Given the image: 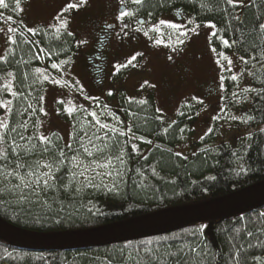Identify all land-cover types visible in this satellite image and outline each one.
Listing matches in <instances>:
<instances>
[{"label":"trees","instance_id":"16d2710c","mask_svg":"<svg viewBox=\"0 0 264 264\" xmlns=\"http://www.w3.org/2000/svg\"><path fill=\"white\" fill-rule=\"evenodd\" d=\"M239 9L223 0H141L140 4L130 0V13L135 17L157 20L162 14L174 11L190 16L199 24H215L217 36H213L212 44L216 51H234L250 61L246 66L254 68L249 94L252 100L249 108L246 105L241 108L240 125L247 130L241 138L204 149L205 144L213 142L214 131L212 137L206 136L190 152L178 156L175 148L192 134L194 110L186 106L176 120L170 121L160 115L152 99L143 104L138 100L126 101L120 112L126 127L132 129L129 135L137 133L136 136L152 144L143 154L140 143H137L139 149L133 151L135 141L126 137L127 173L121 188L113 193L88 189L73 195L62 189L50 190L46 199L26 202H19L12 194L0 193V218L30 234H71L211 201L264 181V60L260 59L264 53V30L259 27L264 23V0H254L241 14ZM19 27L17 43L12 44L6 59H0V89L10 80L12 90L21 93L18 99L0 91V100L13 101L10 113L13 120L20 99L30 91L38 94L43 87L38 83L41 72L37 73L36 69L52 71V63L67 67L78 52V42L67 29L40 28L33 35L23 24ZM221 38L228 39L231 48H226ZM38 51L46 57L44 65ZM8 72L13 76L9 77ZM229 80L227 95L235 87V81ZM56 144L63 146L62 142ZM261 213L264 207L134 241L81 249L30 250L12 246L0 238V264H185L186 261L197 264L201 257L189 252L196 241L202 247L206 245L202 264H234L236 260L239 264H264V247L259 246L264 241ZM249 243L255 246L249 247ZM233 245L243 246L246 251L233 257L236 251ZM180 248L184 251L180 252Z\"/></svg>","mask_w":264,"mask_h":264},{"label":"rangeland","instance_id":"374dc122","mask_svg":"<svg viewBox=\"0 0 264 264\" xmlns=\"http://www.w3.org/2000/svg\"><path fill=\"white\" fill-rule=\"evenodd\" d=\"M253 1L240 0L239 14ZM6 2L9 3V8L0 9V14L5 18V22L0 23V59L6 57L12 46L7 39L8 35L15 39L20 24L35 31L40 28L55 31L57 28L67 29L78 42L77 55L70 65L52 71L42 69L38 83L40 86L43 84V87L39 89V95L30 91L25 98L20 99L14 120L5 109L0 114V118H6L13 127L27 120L29 129L25 135H45L51 137L55 143L62 142L63 145L72 143L78 132L83 135L81 129L86 128L92 120L88 114L91 111L103 113L101 119L109 124H114L115 120L122 121L119 127L126 130V121L120 112L122 104L126 101L147 99H152L160 110V115L170 121L176 120L177 116L186 110V106L194 110L195 118L190 126L192 134L175 148L178 153L190 152L195 143H200L206 136L212 137L214 131L213 142L205 144L204 149L237 140L247 132L240 125L243 114L241 108L244 105L249 108L252 100L250 91L244 89L252 87V75H249V72L252 73L254 68L243 64L241 55L234 51H213L215 48L211 33L216 31V28L209 27L213 23L199 24L188 15L169 11L157 20L133 16L130 26L126 23L128 19H117L121 13L130 11V0H84L83 3L80 0H21L20 10H14L15 0ZM70 4L77 7L68 8ZM8 16L12 17L11 22L6 20ZM161 20L179 24L181 28H168L159 23ZM62 21H66L64 27L60 26ZM101 25H111L112 28L110 57L103 69L92 72L89 68L90 54L95 49L97 28ZM154 26L159 27V33L152 31ZM9 27L17 28V32L9 34ZM179 31L188 33L187 36H179V39L183 40L180 44L177 43ZM145 32L148 35H145ZM157 39L162 40V43L157 44ZM37 53L44 65L46 57L39 51ZM221 54L232 60L231 72L226 70L227 61ZM133 56H136V60L128 64ZM121 65L127 67H119ZM180 66H184L188 73L182 87L178 86L176 79V68ZM44 75H48L49 80H44ZM232 75H236L238 79L235 80V87L230 95H227L226 82ZM53 77L66 83L54 84L51 82ZM110 92L112 95H109ZM234 92L239 93V98L232 95ZM40 96L44 97L43 101L39 99ZM61 100L64 101L63 104L58 103ZM29 104L37 109L35 115H32V109L28 108ZM41 107L46 115L39 111ZM67 108L74 109L71 116L67 113ZM18 110L23 114H17ZM232 116L240 119L231 120ZM37 122L39 126L33 127ZM136 135L137 133H134L129 136L134 139L133 144L137 150V143H140L141 152L145 154L151 142ZM119 139L125 151V164L120 166L123 179L118 183L117 189L123 186L126 178L128 153L124 144L126 137ZM20 143L23 144L24 141ZM33 143L38 147L42 146L38 140ZM109 179L105 177L106 182H109ZM47 194L48 192L39 198L30 197L22 202L41 201L46 199ZM12 196L18 200L16 195Z\"/></svg>","mask_w":264,"mask_h":264},{"label":"snow or ice","instance_id":"6c2138e0","mask_svg":"<svg viewBox=\"0 0 264 264\" xmlns=\"http://www.w3.org/2000/svg\"><path fill=\"white\" fill-rule=\"evenodd\" d=\"M81 3L84 0H80ZM134 4H140L141 0H132ZM224 3L231 7H236L239 5L240 0H223ZM77 5L70 4L68 8H75ZM9 3L6 0H0V9H8ZM21 0H15V9L20 10ZM130 12H123L120 15V19L124 17L131 16ZM8 22L12 21V17L8 16L6 18ZM5 18L0 14V23H4ZM161 25H166V27L179 30L181 25L175 23H167L163 20L159 22ZM66 25V21L61 22V27ZM209 27L215 29L216 25H209ZM260 29L264 30V23L259 25ZM2 31V29H0ZM33 35H35L34 29H28ZM59 31V28H57ZM152 31L159 33V27H153ZM193 32L195 29L192 30ZM17 32V28L9 27L8 33L12 34ZM148 35L147 32L144 33ZM71 35V33H69ZM188 33L185 31H179L177 43H183V40L179 39V36H187ZM212 36H217V32L213 31ZM8 41L11 44H16V39L12 35H8ZM223 45L226 48H231L232 44L228 39L221 38ZM157 44L162 43V40L157 39ZM216 51V49H213ZM223 56V59L227 61V71L231 72L232 60L228 56ZM6 59V58H3ZM243 64L248 65L250 61L245 59L243 56L240 57ZM256 59V57H252ZM261 60H264V53H262ZM136 60V56L131 57L128 64ZM219 63V61L217 62ZM119 67H127V65H121ZM223 67V66H222ZM255 67V65H252ZM52 69H59V65L56 63L51 64ZM37 73L41 72V69H36ZM9 77L13 76L12 72H8ZM249 75H252L249 72ZM44 80H49L48 75L43 76ZM231 79L233 81L237 80L236 75H232ZM223 80V78H222ZM54 84H64L65 81L58 80L55 77L51 80ZM223 87V84H221ZM0 91H6L13 97L20 98L21 93L12 90V82L9 80L3 85ZM244 91H250V89H244ZM109 95H112L110 92ZM234 97L239 98V93H233ZM39 99L43 101L44 97L40 96ZM12 100L3 101L0 100V108L6 110V112H12ZM58 103L63 104L64 101H58ZM71 103V101H69ZM143 104L145 101H140ZM203 103V101H201ZM99 107V106H98ZM106 107V106H105ZM29 109H32V115H35L37 111L32 104L28 105ZM25 112L27 109L24 110ZM41 113L45 115L43 107L39 108ZM67 113L71 116L74 112L73 108H67ZM159 112L160 110L157 109ZM17 114H23L17 112ZM92 120L88 122L86 128L81 129L83 135L79 132L73 138L72 143H67L63 146H59L54 142L51 137L45 135H25L28 132L29 124L27 120L20 122L17 126H10L6 118H0V193L14 194L18 197V200H27L30 197H41L42 194H46L51 191H59L62 189L65 193L69 195L80 194L88 189L100 190L106 189L109 193L117 191V185L123 179V173L120 171V166L125 164V151L120 143V137H128L129 133L132 132L131 127L124 128L119 127L122 121L115 120L114 124H109L101 119L103 113L98 114L96 111H91L88 113ZM218 119V117H214ZM231 120L240 119L237 116L230 117ZM248 119H251L249 117ZM246 122V121H244ZM39 122L33 127H38ZM183 131V130H181ZM34 140H38L41 147H38ZM24 141V143H20ZM99 142V143H97ZM127 141H125L126 143ZM150 143V141H149ZM132 150L137 151L136 145H132ZM176 155H180L177 153ZM235 155V153H233ZM105 177L110 178L109 182L105 181ZM119 178V180L117 179ZM214 179V177H213ZM46 203V201H44ZM264 216V213L260 214ZM202 232L203 229H200ZM241 229H236L237 235H239ZM195 235V233H192ZM248 235H252L251 232ZM164 239H168L165 237ZM151 243V242H146ZM249 243V247H254ZM264 247V241L259 245ZM236 251L233 253V257H239L241 253L245 252L246 249L243 246H235ZM204 248L202 243L199 241L194 242L189 247V252L201 257V262L197 264H202V256L204 254ZM180 252L184 251V248L179 249ZM176 255V253H172ZM187 255V253H185ZM191 259V258H190ZM257 261L260 260L256 257ZM185 264H188L186 261ZM234 264H239V260H236Z\"/></svg>","mask_w":264,"mask_h":264},{"label":"water","instance_id":"95a60500","mask_svg":"<svg viewBox=\"0 0 264 264\" xmlns=\"http://www.w3.org/2000/svg\"><path fill=\"white\" fill-rule=\"evenodd\" d=\"M260 207H264V181L211 201L67 235L26 233L0 218V238L12 246L30 250L81 249L134 241L164 231H176L199 222L227 219Z\"/></svg>","mask_w":264,"mask_h":264},{"label":"flooded vegetation","instance_id":"af4514ba","mask_svg":"<svg viewBox=\"0 0 264 264\" xmlns=\"http://www.w3.org/2000/svg\"><path fill=\"white\" fill-rule=\"evenodd\" d=\"M130 12V11H127ZM117 19H120L119 17ZM123 19H128L126 20V23L129 24L130 26L132 25L133 21V16H128L124 17ZM111 25H101L97 28V33H96V45L95 49L92 51L90 54V62H89V68L92 72H97L100 69H103L104 64L108 62V59L110 57V49L111 43H112V31H111ZM177 75V83L178 86L182 87L185 85V79L187 76V70L186 68L183 67H177L176 68ZM176 73V72H175ZM172 86V85H171Z\"/></svg>","mask_w":264,"mask_h":264}]
</instances>
